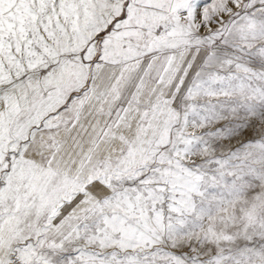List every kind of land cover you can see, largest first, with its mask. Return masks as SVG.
<instances>
[{"label": "snow or ice", "instance_id": "obj_1", "mask_svg": "<svg viewBox=\"0 0 264 264\" xmlns=\"http://www.w3.org/2000/svg\"><path fill=\"white\" fill-rule=\"evenodd\" d=\"M0 264H264V0H0Z\"/></svg>", "mask_w": 264, "mask_h": 264}]
</instances>
